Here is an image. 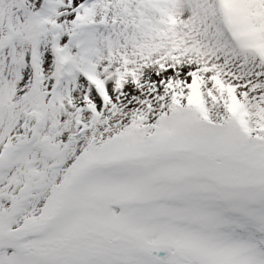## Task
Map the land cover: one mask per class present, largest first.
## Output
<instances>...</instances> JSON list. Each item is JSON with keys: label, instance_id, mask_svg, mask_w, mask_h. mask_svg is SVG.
Returning a JSON list of instances; mask_svg holds the SVG:
<instances>
[{"label": "snow or ice", "instance_id": "1", "mask_svg": "<svg viewBox=\"0 0 264 264\" xmlns=\"http://www.w3.org/2000/svg\"><path fill=\"white\" fill-rule=\"evenodd\" d=\"M0 264H264V0H0Z\"/></svg>", "mask_w": 264, "mask_h": 264}]
</instances>
